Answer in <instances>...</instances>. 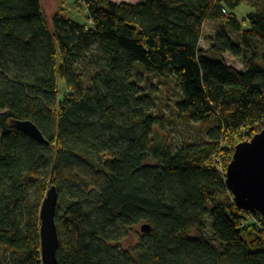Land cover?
<instances>
[{"label":"trees","instance_id":"1","mask_svg":"<svg viewBox=\"0 0 264 264\" xmlns=\"http://www.w3.org/2000/svg\"><path fill=\"white\" fill-rule=\"evenodd\" d=\"M245 1L79 0L82 24L62 8L49 20L43 0H0V264H43L53 186L57 264H264V218L226 184L236 145L264 127V11L238 19ZM211 19L241 44L222 31L204 48ZM143 70L175 80L177 113L207 129L204 144L154 143L166 118L140 91Z\"/></svg>","mask_w":264,"mask_h":264},{"label":"rangeland","instance_id":"2","mask_svg":"<svg viewBox=\"0 0 264 264\" xmlns=\"http://www.w3.org/2000/svg\"><path fill=\"white\" fill-rule=\"evenodd\" d=\"M117 3L136 4L141 0H111ZM253 4H256L254 7ZM44 9L47 18L52 20L53 16L62 8V12L67 17L76 20L79 23L86 24V18L83 5L79 0H67L64 4L62 0H43ZM254 11H264V0H246L244 5L240 6L235 14L238 19H245ZM249 26H246L248 28ZM228 33L237 44H241L242 35L234 31L230 27H226L222 21L211 19L205 25V35L202 40V46L208 48L211 44L210 39L215 38L220 32ZM225 58L230 66H233L239 71L245 70V59L235 57L231 54H226ZM144 74L139 78V84L142 89L140 91L146 95V100L150 104L152 111L166 118L165 128L156 129L155 141L157 145L166 147L179 148L189 144H204L208 140L207 129L202 124L197 123L193 119L182 118L177 113V104L180 102L182 95L175 80L173 78L159 77L150 74L145 70ZM206 230L204 235L207 239L212 240V222L209 217L205 218ZM143 234L141 226L134 228L128 238L123 241L125 247H133ZM194 236H199V233H194Z\"/></svg>","mask_w":264,"mask_h":264},{"label":"water","instance_id":"3","mask_svg":"<svg viewBox=\"0 0 264 264\" xmlns=\"http://www.w3.org/2000/svg\"><path fill=\"white\" fill-rule=\"evenodd\" d=\"M16 128L40 143H47L40 130L31 122H17ZM227 188L236 206L246 212L260 213L264 218V128L251 140L236 145L227 169ZM58 192L51 187L41 208V241L43 264H57L60 246L56 213ZM142 232L151 231L143 225Z\"/></svg>","mask_w":264,"mask_h":264},{"label":"bare ground","instance_id":"4","mask_svg":"<svg viewBox=\"0 0 264 264\" xmlns=\"http://www.w3.org/2000/svg\"><path fill=\"white\" fill-rule=\"evenodd\" d=\"M264 128V127H263Z\"/></svg>","mask_w":264,"mask_h":264}]
</instances>
